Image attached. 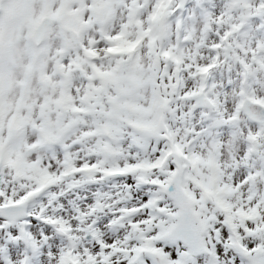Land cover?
I'll return each mask as SVG.
<instances>
[{
    "label": "snow or ice",
    "instance_id": "obj_1",
    "mask_svg": "<svg viewBox=\"0 0 264 264\" xmlns=\"http://www.w3.org/2000/svg\"><path fill=\"white\" fill-rule=\"evenodd\" d=\"M0 264H264V0H0Z\"/></svg>",
    "mask_w": 264,
    "mask_h": 264
}]
</instances>
